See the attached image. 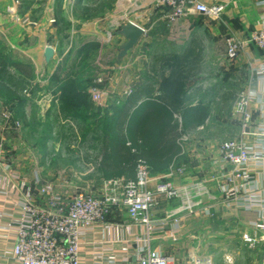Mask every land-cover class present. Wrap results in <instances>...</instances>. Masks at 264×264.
I'll return each instance as SVG.
<instances>
[{
  "label": "crops",
  "instance_id": "crops-1",
  "mask_svg": "<svg viewBox=\"0 0 264 264\" xmlns=\"http://www.w3.org/2000/svg\"><path fill=\"white\" fill-rule=\"evenodd\" d=\"M224 1L226 8L222 18L213 20L212 24L204 25L205 27L200 26L201 17L198 18L194 13L179 20L182 22L171 24L158 12L148 16L150 7L145 10L148 3L141 5L144 11L136 13V18H131L129 22L143 27L145 34L126 55L129 69L127 79H121L120 74L116 73L112 80V87L116 91L112 97L119 101H116L117 104L123 105L134 96L139 103L146 97L141 95V89L151 86L155 92L159 87L161 61L158 58L164 55L186 56L190 51L201 52L202 60L186 87L181 115L186 118L182 120L180 117L185 128L181 139L182 152L170 170L151 174L153 181L150 183V187H154L157 178L173 172L171 180L177 186L185 187L186 196L196 203L195 213L187 216L180 212V226L175 233L169 234L170 229L167 232H150L145 224L134 222L125 209H116L104 223L81 231V264H122L129 256L134 261V253L139 249L161 252L171 257L175 264H191L193 257L202 255H212L215 264H220L219 247H224V252L229 254L232 245L236 243L260 247L262 250L258 263L264 264V136L260 134L264 127V50L248 45L236 60L231 61L227 58L225 43L226 37L245 39L252 31L264 26V0ZM154 2L155 0L150 2V6ZM81 3L85 7L93 4L89 0L73 2L76 6ZM121 11L118 0L112 12L111 26L118 28L116 33L124 43L125 38L119 34L122 25H125L120 22ZM45 22L44 19L34 29L38 33L36 36L40 38L36 50L41 51L40 63L43 65L47 64L44 58L47 47L44 42L47 29L43 27ZM150 23L162 27L156 29L149 26ZM176 24H181L182 28H169ZM52 26L54 27L53 24ZM106 29V26H95L92 31L84 30L81 34L89 35L96 31L105 36L106 32H110ZM103 36L102 44L105 41ZM205 36L208 37L207 40ZM88 42L89 40L82 42L81 46ZM214 44L216 46L212 49ZM121 45L118 47L119 53ZM146 52H151V55L148 56ZM207 52L209 55L206 59ZM218 53H222V56ZM121 60L118 54V62ZM57 86L55 84L54 90H45L46 93L38 97L42 99L39 103L40 115L43 114L47 119H52L61 106ZM125 89L129 90L128 97L124 94ZM242 93L253 98L249 105L253 120L245 135H242L241 119L234 106L235 100ZM51 99L54 102L49 101ZM3 133L4 125L0 124V264H17L13 249L18 227L26 217L25 200L29 193L37 194L39 189L37 186L33 187L37 176L44 181L46 177H52L49 173L46 175L40 157L31 162L25 160L24 145L19 135L8 139V134L5 136ZM227 140H240L253 153L254 158L249 165L241 169L250 172L248 180L236 179L233 183L226 180L232 166L223 160L219 147ZM101 144L100 142L98 150L99 173L96 178L106 180L101 169ZM43 145L41 142V147ZM182 167L185 168L184 171H180ZM53 173L51 174L55 177ZM64 177L66 179L67 176ZM56 188L65 195L71 194L68 186ZM229 189H235V192L231 194ZM184 200H163L152 210L151 219H166L169 214L178 211ZM259 225H263V228ZM169 227L176 230L172 221ZM236 256L235 253L234 257ZM234 264L243 263L239 261Z\"/></svg>",
  "mask_w": 264,
  "mask_h": 264
},
{
  "label": "rangeland",
  "instance_id": "rangeland-1",
  "mask_svg": "<svg viewBox=\"0 0 264 264\" xmlns=\"http://www.w3.org/2000/svg\"><path fill=\"white\" fill-rule=\"evenodd\" d=\"M105 1L107 2L106 6L101 12L88 15L82 13L85 6L82 3L77 6L74 5V0H0V55H6L10 63L7 67L6 82L22 98L29 100L26 108L29 124L23 126L24 123L16 117L14 118L11 109L12 102L0 94V124L4 125L3 135L8 134V136L5 135L9 137L8 139L17 135L20 136L24 145L25 160L31 162L40 157V163L43 165L46 175L49 173L48 175L52 177H46L44 181L37 176L33 187L37 186L39 190L46 185H53L56 190L57 186L65 185L71 190L70 193L85 191L93 195H100L107 184V180L96 178L99 173L98 150L102 134L101 126L110 116L111 105L119 102L112 97L116 94L112 87L113 77L119 73L120 78L126 80L129 69L127 68V57L118 62V47L123 44V39L116 33L118 28L111 26L112 12L118 0ZM152 1L119 0V7L122 10L120 14L122 17L121 24H126L131 18H136V13L143 12L144 7L141 8V5L148 3L145 10L151 7L150 2ZM193 13L198 18L201 17L200 26L205 27L212 24V19L200 16L196 12ZM188 16L190 14L185 18ZM44 19L46 24L43 27L47 28L45 29L44 42L56 51L54 59L46 65L40 63L42 54L40 50H36L40 38L36 36L38 33L34 30ZM52 24L55 26L53 27ZM95 26H106L108 27L106 30L110 32L109 34L104 32L105 36L100 35V33L97 34L96 31L90 32L89 35L81 34L84 30L92 31ZM149 26L156 29L162 27L161 25L155 26L154 23L153 25L150 23ZM172 26L173 29L182 28L181 24L171 25L169 28ZM102 36L105 39L103 44ZM204 38L207 40L208 37L205 36ZM227 38H225L226 46ZM86 40H89L88 44L81 46V43ZM219 44L220 42L216 45L219 46ZM216 45L214 44L212 49ZM143 54L145 53L143 52ZM146 54L149 56L151 52L150 54L146 52ZM208 55L207 52L206 59ZM218 55L222 56V53H218ZM13 62L31 65L32 76L27 77L17 71L11 65ZM58 72L62 76L69 75L85 85L84 87L89 93V105L81 106V104L74 103L72 107L59 106L58 113L53 114L52 119H47L43 114L40 115L39 103L42 102V99L38 97L44 95L45 90L55 89L54 75ZM99 80L102 82L98 84L97 81ZM87 82L92 83L86 85ZM94 87L104 90L106 94L102 105L92 99L91 91ZM125 90L124 94L128 97L129 90ZM242 95L243 93L235 100V112ZM49 101L54 102V99ZM237 115L240 117L243 127V118L239 114ZM44 137L49 138L48 143L41 141ZM41 142L44 144L42 147ZM65 175L67 176L66 179ZM62 176L63 178H61ZM61 189L63 188L61 187ZM39 190L34 195L29 193L26 199L29 196H39ZM188 202L187 199L182 201L180 208L188 205ZM181 213L185 212L181 211ZM232 246L231 251H228L229 254L224 252V247H219L222 253L218 256L221 259L220 264H234L239 261H242L243 264H259L260 251L262 250L260 247L249 243L246 245L236 243ZM233 253H236V258Z\"/></svg>",
  "mask_w": 264,
  "mask_h": 264
},
{
  "label": "built area",
  "instance_id": "built-area-1",
  "mask_svg": "<svg viewBox=\"0 0 264 264\" xmlns=\"http://www.w3.org/2000/svg\"><path fill=\"white\" fill-rule=\"evenodd\" d=\"M225 1L205 0H155L149 8L148 16L160 13L169 23H176L190 13L212 20H219L225 12ZM133 23V22H132ZM143 28V27H142ZM145 30V29H144ZM248 45H254L264 50V26L252 31L247 38L229 36L227 38V56L235 60ZM99 80L97 83H101ZM104 90L94 87L91 91L93 101L102 105ZM252 96L243 93L237 104L236 114L243 118L242 135L247 133L252 122L249 105ZM264 136V127L260 130ZM219 152L225 162L232 166L226 177L229 183L236 179L248 180L250 172L242 171L254 158L253 153L240 140H228L219 147ZM184 171V169H180ZM173 172L159 177L154 187L152 175L146 166L138 168L137 179L125 183L122 179L107 181L102 194L93 195L85 191H76L65 195L57 191L53 185L40 188L39 196H29L25 200V219L18 227L17 240L13 249V257L17 264H81L80 241L81 231L90 230L97 224L104 223L116 209H125L129 217L138 223H143L150 232L175 233L180 226L178 213L184 211L187 216L193 215L196 203L186 196L185 187L177 186L172 180ZM229 193L235 189H229ZM187 199L188 205L169 214L164 220L151 219L152 210L163 200L173 201ZM173 222L176 230L169 227ZM263 228V225H259ZM133 261L129 256L122 264H172V258L161 252L150 249H139L134 253ZM173 264H175L173 262ZM191 264H215L212 255L193 257Z\"/></svg>",
  "mask_w": 264,
  "mask_h": 264
},
{
  "label": "trees",
  "instance_id": "trees-1",
  "mask_svg": "<svg viewBox=\"0 0 264 264\" xmlns=\"http://www.w3.org/2000/svg\"><path fill=\"white\" fill-rule=\"evenodd\" d=\"M89 1L93 4L82 10L88 15L101 12L107 3L105 0ZM158 59L161 61V81L157 90L154 92L151 86H145L140 93L146 97L139 103L134 96L123 105H111V115L101 126V169L107 181L122 179L125 183L134 182L141 164L150 174L166 172L182 152L181 139L185 128L180 117L184 110L186 87L202 60L201 52L190 51L186 56L164 55ZM9 64L7 56L0 55V94L12 102L14 118L27 126L29 100L7 84ZM11 65L25 76H32L31 65L21 62ZM54 80L58 85L56 92L60 93L61 107H72L74 103L89 105V93L84 84L59 72L54 75ZM181 118L183 120L186 116ZM48 140L44 137L41 141L46 143Z\"/></svg>",
  "mask_w": 264,
  "mask_h": 264
},
{
  "label": "water",
  "instance_id": "water-1",
  "mask_svg": "<svg viewBox=\"0 0 264 264\" xmlns=\"http://www.w3.org/2000/svg\"><path fill=\"white\" fill-rule=\"evenodd\" d=\"M119 34L125 38V42L121 45L119 53V59H123L140 42L145 34V30L135 23L127 22L121 27ZM54 56L55 49L47 46L44 53L45 62L47 64L50 63L54 59Z\"/></svg>",
  "mask_w": 264,
  "mask_h": 264
}]
</instances>
